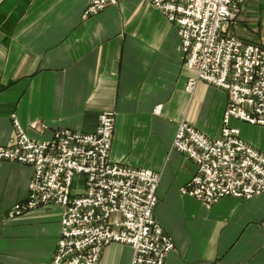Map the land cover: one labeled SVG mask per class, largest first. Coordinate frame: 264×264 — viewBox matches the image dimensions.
I'll return each mask as SVG.
<instances>
[{"label": "crops", "instance_id": "1", "mask_svg": "<svg viewBox=\"0 0 264 264\" xmlns=\"http://www.w3.org/2000/svg\"><path fill=\"white\" fill-rule=\"evenodd\" d=\"M90 0H1L0 146L15 138V115L30 137L58 129L94 134L99 115L114 111L111 159L161 174L154 216L176 249L166 264H264V195L228 196L211 209L180 190L195 163L174 149L186 121L219 138L227 92L197 82L184 65L177 27L145 0H121L91 17ZM230 32L264 46V0H247ZM47 126L46 130L32 127ZM231 126L264 153V126ZM34 169L0 161V264H49L61 238L62 210L7 213L29 194ZM131 246L113 243L99 264H132Z\"/></svg>", "mask_w": 264, "mask_h": 264}, {"label": "built area", "instance_id": "2", "mask_svg": "<svg viewBox=\"0 0 264 264\" xmlns=\"http://www.w3.org/2000/svg\"><path fill=\"white\" fill-rule=\"evenodd\" d=\"M121 0H90L91 17ZM177 27L184 65L197 82L225 90L229 97L219 138H208L183 121L174 149L196 165L197 174L181 194L207 209L228 196L252 200L264 195V153L241 138L232 120L264 126V46L236 38L231 25L247 0H145ZM94 134L58 129L49 140L34 139L15 115V138L0 146V161L34 169L29 194L7 213L21 217L41 207L62 210L61 238L49 264H99L113 243L131 246L132 264H166L174 239L154 216L161 174L123 166L111 159L114 111L99 115ZM35 130H46L38 124ZM264 227V222L262 223Z\"/></svg>", "mask_w": 264, "mask_h": 264}, {"label": "water", "instance_id": "3", "mask_svg": "<svg viewBox=\"0 0 264 264\" xmlns=\"http://www.w3.org/2000/svg\"><path fill=\"white\" fill-rule=\"evenodd\" d=\"M0 2H1V0H0Z\"/></svg>", "mask_w": 264, "mask_h": 264}]
</instances>
